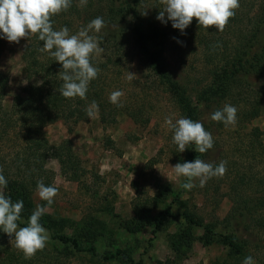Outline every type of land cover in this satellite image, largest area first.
<instances>
[{"label": "trees", "instance_id": "1", "mask_svg": "<svg viewBox=\"0 0 264 264\" xmlns=\"http://www.w3.org/2000/svg\"><path fill=\"white\" fill-rule=\"evenodd\" d=\"M148 1L87 0L86 6H81L80 0H72L67 11L51 18L54 30L67 27L70 35L77 28H86L96 17H102L105 22L106 26L99 33L89 32V35L96 36L103 51L97 60L91 59L93 66L100 71L98 77L90 82L86 99H67L60 94L63 81L58 74L62 65L48 52L40 51L44 42L38 39V34L31 36L23 49V72L27 85L14 98L10 110L4 106L10 78L0 71V151L5 148L11 150L8 154L0 155V172L7 180V187L2 190L13 203L23 201L21 219L17 221L19 227L27 226L35 210L33 197L38 182L53 186L56 174L45 167L48 159L56 160L61 175L78 183L80 187H86V180L90 177L89 171L74 152L72 142L64 140L58 145H52L43 135V129L63 122L68 132L72 133L73 127L89 121L86 109L93 101L98 105L97 113L104 125L115 122L119 115H126L137 124L149 123L142 105L119 101L122 106H117L110 102L106 93L109 89L108 72L121 65V57L126 53L124 44L127 37L142 56L150 76L171 95L181 117L200 121L208 132L216 121L209 124L202 121L201 105L212 114L225 104L247 108L258 106L264 101V0H239L240 6L234 10L235 15L229 19L223 32L210 27L206 29L208 34L203 38L201 36L206 58H209L213 67L207 83L197 91V103L189 88L170 70L164 55L169 30L157 19L161 10L148 16L143 14L144 4ZM193 27L204 30L196 18H193L187 29ZM2 52L0 39V56ZM245 110L241 116L248 122L250 115ZM215 125L219 127L223 122H216ZM249 135L252 139L249 140L247 153L253 165L250 164L249 170L239 168L238 164H234L232 170L227 166L225 177L230 180L226 197L231 202V208L223 219L212 217L208 220L196 205L184 199V188L183 191L175 192L160 187L155 197L146 198L135 205L133 219L122 222V227L133 235L145 228L152 229L155 234L174 217V206L178 204L181 207V217L188 227L171 237L176 259L157 261L156 264H177L176 260L183 261L197 239L205 247H224L230 257L242 262L247 256L253 257L252 248H261L259 242L256 244L254 240L243 238L242 235L245 231L251 233L253 229L264 232V170H256L258 167L264 168V143L260 129L254 128ZM194 147V144L189 145L185 150V162L205 159L207 153H197ZM91 174L92 179H101L98 174ZM161 204L164 208L155 214ZM40 223L52 233L53 248L45 246L31 259H25L24 254L15 247L14 236L10 238L0 229V264H68L75 253H87L107 262L125 260L130 264H142V261L135 262L121 249L101 255L94 245L101 234L91 229L73 230L72 234H68L69 219L43 214ZM196 229L203 230L199 238L194 233ZM81 243L86 246L81 248ZM261 245L264 247V244Z\"/></svg>", "mask_w": 264, "mask_h": 264}, {"label": "rangeland", "instance_id": "2", "mask_svg": "<svg viewBox=\"0 0 264 264\" xmlns=\"http://www.w3.org/2000/svg\"><path fill=\"white\" fill-rule=\"evenodd\" d=\"M160 0H149L144 4V11L151 15L154 11L164 9ZM167 20V14H165ZM160 24L169 30V38L164 45V55L175 77L186 87L197 103V91L210 78V69L213 65L206 58L205 49L201 42L208 34L206 29L196 27L181 30L172 27V22L160 21ZM75 29V28H74ZM81 28H77V34ZM3 52L0 56V71L6 73L9 85L4 100V106L10 110L14 98L21 94L27 85L23 72V49L29 38H22L17 44L2 38ZM124 49L126 53L121 57V65L108 72L109 89L106 91L108 99L112 92L122 91L120 102L131 105H142L145 108V118L148 124H137L126 115H119L115 122L104 125L97 113L95 118L88 122H81L73 127V132L63 122L47 126L43 135L52 145H58L64 140H70L74 152L79 156L83 166L89 171L86 187H80L76 182L69 181L61 175L60 165L54 159H48L45 167L55 172L53 187L58 189L54 203L50 206L40 199L38 191L33 197L34 207L41 205L47 208L44 214L69 219L70 229L96 230L101 234L94 243L101 255L115 253L116 250H125L135 262L142 264H156L157 261H174L175 252L171 245V237L177 235L188 226L181 217L182 209L176 204L173 208L174 217L152 233V229L145 228L139 234L133 235L122 227V222L135 216V205L142 203L146 198L155 197L161 187L175 192L183 191L182 184L185 177L177 176L172 166L185 162V151H178L173 142L174 130L165 124V118L171 117L173 122L182 118L173 102L172 97L150 76L142 56L138 54L133 41L127 37ZM128 54V55H127ZM102 54L91 57L97 60ZM131 76V79L129 77ZM200 106V105H199ZM203 110L202 121L210 123L211 112L201 105ZM236 108V107H235ZM236 123L225 127H217L214 123L210 127L213 136L214 148L207 152L205 162L218 165L226 162V172L222 177L208 179L205 186H199L195 180L192 190L184 189V199H189L191 205H196L200 213L208 220L212 217L223 219L230 211L231 202L226 197L229 185L226 179L227 166L234 164L245 167L247 170L253 165L251 156L247 153L249 135L254 128L261 130V139L264 143V101L254 107L236 108ZM247 110L250 120L246 122L241 116ZM245 110V111H246ZM7 152V153H6ZM10 149L0 151V155L8 154ZM1 158V157H0ZM251 164V165H250ZM256 170H264L258 167ZM230 172V171H229ZM98 174L101 179H92V174ZM3 192V190H2ZM173 198L171 197V200ZM159 206L155 214L162 210ZM48 231V230H47ZM253 229L252 232L242 233L243 238L254 240L261 248H252L255 264L264 261V232ZM46 246H52V233ZM196 238L203 235L202 229L194 230ZM14 240V239H13ZM15 241V240H14ZM86 245L81 243L80 247ZM256 250V251H255ZM177 264H242L229 256L227 249L220 245L205 247L198 239L183 261L176 260ZM68 264H130L125 260L104 261L100 257H93L87 253H75Z\"/></svg>", "mask_w": 264, "mask_h": 264}, {"label": "clouds", "instance_id": "3", "mask_svg": "<svg viewBox=\"0 0 264 264\" xmlns=\"http://www.w3.org/2000/svg\"><path fill=\"white\" fill-rule=\"evenodd\" d=\"M165 6L159 12L157 19L167 23L172 22V27L184 30L196 18L199 26L204 29L215 27L223 32L229 19L235 15L239 0H160ZM72 0H0V33L2 38L9 42L19 43L22 38H31L38 34V39L43 41L41 52H48L57 62L62 65L58 76L63 81L60 94L67 99L80 97L86 99L89 84L98 77L99 69L91 63L93 54L103 51L97 38L89 35L90 31L99 33L104 28L105 22L102 17L93 19L86 28H82L77 34L70 35L67 27L54 30L52 17L71 7ZM87 0H80L81 6H86ZM147 15V12L143 13ZM167 14V20H165ZM131 79V76L129 77ZM122 91H114L110 94L111 103L120 105ZM98 105L93 101L86 109L90 119L95 118ZM237 109L225 104L222 109L211 114V120L223 122L225 127L236 123ZM165 124L174 130L173 142L178 146V151L183 153L189 145H195L197 153L205 154L214 148L213 136L206 131L200 121L190 118H179L173 122L171 117L165 118ZM177 176L186 178L182 187L192 190L199 180V186H205L208 179L222 177L226 172V162L221 161L214 166L213 163L202 159L193 162L177 163L172 166ZM7 187V180L0 172V229L10 238L14 236L15 247L24 254L25 259H31L38 251L46 246L49 233L40 223L42 215L47 208L37 205L29 217L26 227H19L17 221L21 219L23 201L13 203L11 198L6 197L2 189ZM37 191L40 199L50 206L54 203V197L58 189L46 186L42 181L38 182ZM242 264H255L253 257L247 256Z\"/></svg>", "mask_w": 264, "mask_h": 264}]
</instances>
